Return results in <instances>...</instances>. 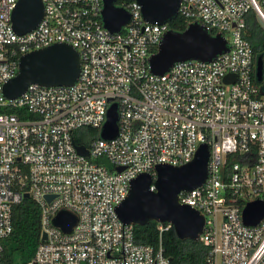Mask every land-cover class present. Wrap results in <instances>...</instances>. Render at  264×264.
<instances>
[{"label":"built area","instance_id":"built-area-1","mask_svg":"<svg viewBox=\"0 0 264 264\" xmlns=\"http://www.w3.org/2000/svg\"><path fill=\"white\" fill-rule=\"evenodd\" d=\"M17 1L0 0V264L12 209L25 193L39 206L41 229L31 258L15 264H171L160 239L137 243L134 224L115 208L133 178H154L158 164L189 162L200 144L209 149L206 178L180 191L178 201L204 217L198 239L208 246L206 263L264 264V216L256 225L242 221L245 204L264 192V80L255 79L243 36L249 10L264 23V0H180L177 15L222 35L227 50L175 62L161 74L150 71L148 57L169 30L167 21H145L135 0L115 3L129 14L117 32L103 25L102 0H41L40 21L22 34L11 25ZM54 43L78 52L77 79L31 83L6 97L3 87L19 57ZM112 104L117 134L104 139ZM82 127L97 130L88 145L74 142ZM60 211L75 217L68 231L53 223ZM170 226L157 222L159 235Z\"/></svg>","mask_w":264,"mask_h":264},{"label":"water","instance_id":"water-1","mask_svg":"<svg viewBox=\"0 0 264 264\" xmlns=\"http://www.w3.org/2000/svg\"><path fill=\"white\" fill-rule=\"evenodd\" d=\"M116 0H102V22L111 32H117L129 20V14L115 5ZM141 6L145 21L163 23L177 15L180 0H135ZM43 14L41 0H18L11 13L13 30L22 34L33 29ZM264 28V23L258 19ZM227 50L226 41L220 34L211 36L205 29L193 22L182 31L167 30L157 50L148 57L150 71L161 74L175 62L184 60H210ZM80 57L69 44L54 43L32 50L19 57L16 75L9 79L3 93L14 98L25 91L31 83L45 86L70 85L78 77ZM255 79L261 82L264 77L263 60L259 55L255 60ZM230 76L226 75L227 82ZM116 105L107 110L106 120L100 130V137L109 139L117 134ZM77 151L87 154L83 145H77ZM209 149L200 144L193 158L182 165L158 164L155 177L141 173L130 181L128 194L116 206L118 217L124 223L145 224L150 220L167 222L173 226L177 237L198 239L204 225V217L196 209L178 201V193L191 190L206 178ZM122 168H117L120 171ZM27 198L28 194L25 193ZM50 199V196L46 197ZM264 216V200L255 199L242 209V221L246 225H256ZM53 223L68 231L75 223V217L60 211ZM41 239H45L42 233Z\"/></svg>","mask_w":264,"mask_h":264},{"label":"trees","instance_id":"trees-1","mask_svg":"<svg viewBox=\"0 0 264 264\" xmlns=\"http://www.w3.org/2000/svg\"><path fill=\"white\" fill-rule=\"evenodd\" d=\"M122 1L116 0L115 3L119 5ZM167 25L171 30L182 31L186 28L187 22L181 16L175 15L167 20ZM243 36L252 48L254 64L259 55L262 56L264 62V28L259 24L253 10H249L245 15ZM0 110L4 111V109ZM5 110L18 112L15 108ZM97 136V130L82 127L74 131L73 138L77 144L88 145L89 140ZM261 197L264 200V192ZM156 224V221L150 220L145 224L134 225L135 241L156 245L160 239L164 254L170 259L171 264H207L208 246H205L199 239L177 237L173 226L163 230L159 235ZM40 229L39 206L31 198H24L12 209V232L2 241L1 264L23 263L29 260L39 243Z\"/></svg>","mask_w":264,"mask_h":264}]
</instances>
